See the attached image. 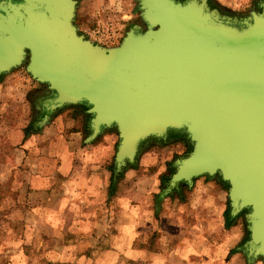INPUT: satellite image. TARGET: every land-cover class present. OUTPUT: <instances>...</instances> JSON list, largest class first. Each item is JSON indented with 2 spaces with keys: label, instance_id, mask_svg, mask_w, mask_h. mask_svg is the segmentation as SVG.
Here are the masks:
<instances>
[{
  "label": "water",
  "instance_id": "water-1",
  "mask_svg": "<svg viewBox=\"0 0 264 264\" xmlns=\"http://www.w3.org/2000/svg\"><path fill=\"white\" fill-rule=\"evenodd\" d=\"M137 4L141 23L105 48L79 32L76 0H0V76L24 68L46 88L42 123L83 105L87 142L115 131L114 176L180 134L189 150L161 195L219 180L247 232L234 252L264 262V0L247 15L208 0Z\"/></svg>",
  "mask_w": 264,
  "mask_h": 264
},
{
  "label": "crops",
  "instance_id": "crops-1",
  "mask_svg": "<svg viewBox=\"0 0 264 264\" xmlns=\"http://www.w3.org/2000/svg\"><path fill=\"white\" fill-rule=\"evenodd\" d=\"M76 1L75 18L82 23L110 4ZM45 91L26 72L0 76V213L4 217L0 230L6 231L0 234V264H173L180 255L183 264L187 262L181 253H189L188 245L202 253L210 250L208 256L221 259L214 253V242L206 244V240L225 228L226 221L229 228L239 225L233 217L226 218L223 185L202 177L185 192L183 201L161 195V162L168 160L167 154L179 155L182 143L143 150L135 168L124 169L118 178L110 171L116 133L104 132L87 142L88 115L72 108L55 112L42 123ZM161 154L166 155L164 161ZM111 181L115 190L110 194ZM143 220L149 226L142 229ZM146 228L157 232L158 242L168 247L158 256L153 257L148 248L139 249L137 240ZM11 230L27 232L28 238L15 239ZM232 240L222 242L230 245ZM176 241L185 249H179V255L169 248L176 249ZM32 244L38 245L37 257L27 249ZM225 256L228 260L232 255ZM199 260H203L200 255Z\"/></svg>",
  "mask_w": 264,
  "mask_h": 264
},
{
  "label": "rangeland",
  "instance_id": "rangeland-1",
  "mask_svg": "<svg viewBox=\"0 0 264 264\" xmlns=\"http://www.w3.org/2000/svg\"><path fill=\"white\" fill-rule=\"evenodd\" d=\"M83 1V0H80ZM108 3H110L108 6L109 8H102L100 9L95 16L86 19V21L84 23H82L81 21H78V19L75 18V25L77 26L79 32L81 31L80 29L83 28H93L95 25L97 24H102V23H114L115 25H117L118 27H120L124 34L125 32L128 30V28L133 25V24H140V18H139V12H138V4H137V0H106ZM257 1L258 0H209V5L213 8H217L219 11H222L223 13H226L228 15H247L249 14L251 11H256L258 9L257 7ZM83 24L85 26H83ZM19 71H22L23 73L25 72L24 68H19L17 69ZM180 142L183 145V151L179 154L176 155L174 157H172V155L167 154V159L166 162L164 161V159L166 158V155H159V159H162L161 164L163 163V171L161 172L160 176L158 177L159 179V183H160V179L163 176H168L170 173L168 172V163H173L174 159H176L179 156H182L183 154H185L189 148L188 146L184 143L185 141H168L167 143V147ZM162 145L164 143H161ZM155 146H157V144H149V146H145L144 150L150 149L152 148V150H157L155 148ZM113 159L111 157V163L110 165H112ZM138 164V163H137ZM111 175V173H110ZM202 177L197 178L201 179ZM218 183H222L219 180L216 179H212ZM223 187L226 189V185L223 184ZM189 188L187 187H181V193L182 195L185 197V192L188 191ZM161 191V190H160ZM173 198L175 199V195L171 198L173 201ZM149 203V202H148ZM164 204V202L162 203ZM148 205V204H147ZM227 207H228V203H227ZM159 208H164L163 205L160 204ZM181 208V207H180ZM148 210L146 209V212ZM228 211V210H227ZM20 216V215H18ZM4 217L1 215L0 213V221L3 220ZM227 219H229V216L227 217ZM235 221H239V225L236 226L233 225V228H229L228 226H231V223H229L228 221H226V226L225 228L221 227L220 230H216L215 232H213L211 234V236L206 240V244L208 242H214L215 244V249L216 251L214 252L215 255L219 254V260L217 259H213V257L208 256V253L210 250L202 253L200 252L199 249H197V247L194 245L189 246L188 245V250L189 253H181L180 251L185 252L184 248L181 249L179 247V241H176L173 245L177 246V248L175 249L174 247H172L170 245L169 248L176 250L174 252V254H182L183 257H185L184 259L186 260L187 263H183V264H246V260L244 258V256L241 253L238 252H234L235 247L241 245V243L246 239V235L247 232L245 230V226L244 223L242 221V218H237ZM234 222V221H233ZM4 225V223H3ZM5 226V225H4ZM144 226H149L148 225V220H143L142 224H141V228ZM143 229V228H142ZM171 230V229H169ZM208 231V230H205ZM5 233L6 231H2L0 230V234ZM148 228L145 229L144 232L141 233V236L138 238L137 241L138 242V246L139 249L144 250L145 248L149 249L152 253H153V257L154 256H158L159 254H161L163 252V250L165 248H168L167 246H162V242H158L159 234L156 233H151L148 232ZM171 232H174L173 230H171ZM15 234V239L19 238V235H23L26 236L28 238V234L27 232L25 233H21L20 230H11V234ZM7 234V233H6ZM29 234L31 235V233L29 232ZM143 234V235H142ZM2 237V236H1ZM185 238L188 240H191L190 237H188V235H185ZM224 238H230L233 239V243L230 245H224V243L222 242V240L224 241ZM28 251H30V254H34L35 257H37V253H38V245H28ZM180 249V251H179ZM195 249V250H194ZM198 250L200 252V254L198 253ZM234 252L233 254H231L232 256H230V258L227 259V256H225L228 252L231 253ZM199 255L203 258V260H199L198 261V257ZM204 255V256H203ZM180 259H181V255L180 256H175L174 257V262L173 264H180ZM140 264H142L140 262ZM155 264V263H153ZM162 264V263H159ZM253 264H264L263 261L259 260L256 261Z\"/></svg>",
  "mask_w": 264,
  "mask_h": 264
},
{
  "label": "built area",
  "instance_id": "built-area-1",
  "mask_svg": "<svg viewBox=\"0 0 264 264\" xmlns=\"http://www.w3.org/2000/svg\"><path fill=\"white\" fill-rule=\"evenodd\" d=\"M87 39L105 48L119 45L124 32L114 23L97 24L93 28H85L80 31Z\"/></svg>",
  "mask_w": 264,
  "mask_h": 264
},
{
  "label": "trees",
  "instance_id": "trees-1",
  "mask_svg": "<svg viewBox=\"0 0 264 264\" xmlns=\"http://www.w3.org/2000/svg\"><path fill=\"white\" fill-rule=\"evenodd\" d=\"M66 108H72V109H75L78 112H81V111H84L85 110V107L83 105L69 106V107H66ZM59 111L60 110H58L56 112H59ZM106 132H113V133H115V131H113V130H108ZM172 141H184V139L181 138V137H179V138L173 139ZM154 143L155 142H151L149 144L151 145V144H154ZM162 143L165 144V142H162ZM149 144H148V146H149ZM130 168H135V165H131ZM110 171H113V168L112 167H111ZM173 171H174V167L172 166V162L171 163H168V172L171 174ZM170 174L168 176L161 177V179H160V188H161V190H163L165 188L166 183H167V181L169 179ZM120 177H121V173L118 174V178H120ZM181 187H186V186L183 185V184H181L179 186V189L178 190H174V191L170 192L169 194L166 195V197L167 198H172L175 195L176 198H178L180 201H183L184 200V196L181 193ZM109 190H110V194L115 190V184H114L113 181H111V183H110ZM155 198H156V202H158V200L160 199L158 196H156ZM225 215H226V218H227L228 212H226ZM237 218H241V215H239L238 217H233V219H231V220L235 221Z\"/></svg>",
  "mask_w": 264,
  "mask_h": 264
},
{
  "label": "flooded vegetation",
  "instance_id": "flooded-vegetation-1",
  "mask_svg": "<svg viewBox=\"0 0 264 264\" xmlns=\"http://www.w3.org/2000/svg\"><path fill=\"white\" fill-rule=\"evenodd\" d=\"M209 1V0H208ZM262 0H258L257 1V7H258V5H259V3L261 2ZM179 137H181L182 138V136L180 135V134H175V135H168L167 137H166V139L165 140H161L162 142H168V141H172L173 139H176V138H179Z\"/></svg>",
  "mask_w": 264,
  "mask_h": 264
}]
</instances>
